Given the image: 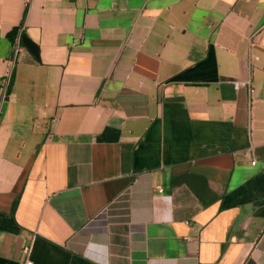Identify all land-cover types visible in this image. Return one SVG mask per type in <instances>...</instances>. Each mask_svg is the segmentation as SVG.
<instances>
[{
	"label": "crops",
	"instance_id": "obj_1",
	"mask_svg": "<svg viewBox=\"0 0 264 264\" xmlns=\"http://www.w3.org/2000/svg\"><path fill=\"white\" fill-rule=\"evenodd\" d=\"M26 248L264 264V0H0V264Z\"/></svg>",
	"mask_w": 264,
	"mask_h": 264
},
{
	"label": "built area",
	"instance_id": "obj_2",
	"mask_svg": "<svg viewBox=\"0 0 264 264\" xmlns=\"http://www.w3.org/2000/svg\"><path fill=\"white\" fill-rule=\"evenodd\" d=\"M21 30H23V26H20L19 30H18V34L16 36V39H15V43L12 45V51H11V56H10V59H9V62H10V65L12 67V64L14 63L16 57H17V54H18V51L20 49V46H19V41H20V32ZM10 67V69H11ZM10 69L6 71V74L4 76V87L3 88V92H2V97H4L5 93H6V88H7V85L9 83V77H10ZM245 83H241V82H234L233 83V87L234 89H238L239 87L241 86H244ZM21 264H34L33 261L31 260L30 256H29V249L26 248L24 250V258L23 260L21 261Z\"/></svg>",
	"mask_w": 264,
	"mask_h": 264
},
{
	"label": "trees",
	"instance_id": "obj_3",
	"mask_svg": "<svg viewBox=\"0 0 264 264\" xmlns=\"http://www.w3.org/2000/svg\"><path fill=\"white\" fill-rule=\"evenodd\" d=\"M19 28H20V26L15 27V28L11 29V30L7 33V37H8V39L11 41L12 45L15 43V39H16V36H17V34H18V30H19ZM21 37H25V34L23 33V30H21V32H20V39H21ZM19 46H21V47L23 46V45L21 44L20 41H19ZM9 86H10V82H9L8 85H7L6 92L8 91Z\"/></svg>",
	"mask_w": 264,
	"mask_h": 264
},
{
	"label": "water",
	"instance_id": "obj_4",
	"mask_svg": "<svg viewBox=\"0 0 264 264\" xmlns=\"http://www.w3.org/2000/svg\"><path fill=\"white\" fill-rule=\"evenodd\" d=\"M21 44L34 56L35 59H38L37 47L29 41L26 37H21Z\"/></svg>",
	"mask_w": 264,
	"mask_h": 264
}]
</instances>
